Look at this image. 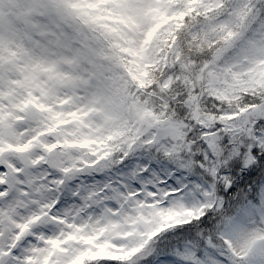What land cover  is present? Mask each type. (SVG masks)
I'll return each mask as SVG.
<instances>
[{"label":"snow or ice","instance_id":"6c2138e0","mask_svg":"<svg viewBox=\"0 0 264 264\" xmlns=\"http://www.w3.org/2000/svg\"><path fill=\"white\" fill-rule=\"evenodd\" d=\"M0 264H264V0H0Z\"/></svg>","mask_w":264,"mask_h":264}]
</instances>
